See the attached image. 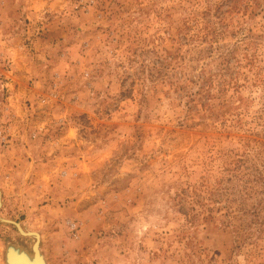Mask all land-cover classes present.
Returning a JSON list of instances; mask_svg holds the SVG:
<instances>
[{"label":"rangeland","instance_id":"374dc122","mask_svg":"<svg viewBox=\"0 0 264 264\" xmlns=\"http://www.w3.org/2000/svg\"><path fill=\"white\" fill-rule=\"evenodd\" d=\"M264 264V0H0V264Z\"/></svg>","mask_w":264,"mask_h":264},{"label":"water","instance_id":"95a60500","mask_svg":"<svg viewBox=\"0 0 264 264\" xmlns=\"http://www.w3.org/2000/svg\"><path fill=\"white\" fill-rule=\"evenodd\" d=\"M17 225V227L19 228V230L21 231V233L23 234H29V235H33L36 237V242L34 243L33 245V252L36 253L35 255V261L38 262L39 264H46L43 260V256H41V252L39 251V247H40V235L38 233H35V232H24L21 228V226L18 224V223H15ZM10 254L13 255V256H16V257H19V258H25L26 259V262L29 263V264H33L34 261L32 260V257L27 255L26 253H19L17 252L16 250H9L8 254H7V263L8 264H14L11 259H10Z\"/></svg>","mask_w":264,"mask_h":264},{"label":"bare ground","instance_id":"6f19581e","mask_svg":"<svg viewBox=\"0 0 264 264\" xmlns=\"http://www.w3.org/2000/svg\"><path fill=\"white\" fill-rule=\"evenodd\" d=\"M39 251H40V247H39ZM35 255H36V253L34 252V254H33V256H32V260L34 261L33 264H39L38 262H36V261L34 260V259H35ZM41 256H43V255L41 254ZM10 259H11V261H12L14 264H29V263L26 262V259H25V258H22V259H21V258H19V257L13 256V255H11V254H10ZM43 260H44V262L46 263L44 256H43Z\"/></svg>","mask_w":264,"mask_h":264}]
</instances>
